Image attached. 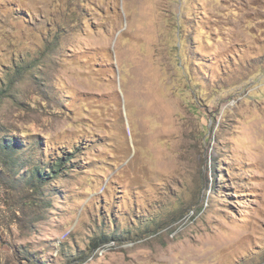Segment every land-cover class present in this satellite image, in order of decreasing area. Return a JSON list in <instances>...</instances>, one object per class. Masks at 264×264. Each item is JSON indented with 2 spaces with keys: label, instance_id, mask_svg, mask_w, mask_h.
<instances>
[{
  "label": "rangeland",
  "instance_id": "rangeland-1",
  "mask_svg": "<svg viewBox=\"0 0 264 264\" xmlns=\"http://www.w3.org/2000/svg\"><path fill=\"white\" fill-rule=\"evenodd\" d=\"M0 90V264H264V0H0Z\"/></svg>",
  "mask_w": 264,
  "mask_h": 264
},
{
  "label": "trees",
  "instance_id": "trees-1",
  "mask_svg": "<svg viewBox=\"0 0 264 264\" xmlns=\"http://www.w3.org/2000/svg\"><path fill=\"white\" fill-rule=\"evenodd\" d=\"M4 93V90H0V98L2 97ZM18 147H16L15 144H10V143H1L0 142V155H3L4 157L6 156H11V158H15L18 156L15 155V153H18L19 151L17 150ZM74 159L73 155H63L61 157H58L54 162H46L45 165L47 168H41L38 166H35V168L32 170V178L34 181V188L38 189V186L41 183H46V179L48 177H52L53 179H57V176L61 174V171L64 169V167L71 162ZM47 171V172H46ZM48 174V175H46ZM40 187V186H39ZM111 240H116L117 238L115 235H113L112 239L108 236H105L104 238L100 239L96 243H94L95 247L102 246L108 242H111Z\"/></svg>",
  "mask_w": 264,
  "mask_h": 264
}]
</instances>
